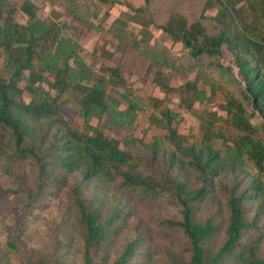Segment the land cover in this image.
<instances>
[{"label": "trees", "instance_id": "16d2710c", "mask_svg": "<svg viewBox=\"0 0 264 264\" xmlns=\"http://www.w3.org/2000/svg\"><path fill=\"white\" fill-rule=\"evenodd\" d=\"M59 1L75 20L96 27L91 20L96 12L78 0ZM151 1L145 0L141 7L129 4L132 13H123L110 29L121 43L152 62L154 80L165 94L180 95L181 106L200 120V136L190 143L179 134L173 126L177 113L156 99L157 112L150 124L166 129L168 136L148 143L140 139L139 144L125 139L126 145L134 147L125 150L120 139L106 135L103 128L133 131L146 103L127 86L122 69L106 67L104 74L94 75L80 53L79 42L64 24L40 18L30 0L20 7L28 21L20 23L15 17L16 4L0 0L4 61L0 159L26 162L34 176L32 185L23 189L25 211L21 230L9 240L12 252H20L21 234L35 212L60 200L69 189L76 199V226L85 244L86 264H93L101 245L118 243L136 202L165 195L182 208V220L166 224L183 230L190 244L187 258H176L173 264H264V0H215L220 6L214 17L215 34L201 21L189 23L183 15L172 14L161 29L187 51L179 57L156 41L152 43ZM213 5L208 1L205 9ZM130 22L141 25L139 34ZM224 47L233 57L229 65L222 61ZM168 70L195 76L175 87ZM25 93L32 96L29 102L23 99ZM64 95L75 103L83 128L61 114ZM220 95L225 115L195 108ZM219 143L225 151L218 148ZM144 149L152 161L151 174L142 169ZM245 157L253 162L257 174L241 189L234 186L224 195L227 220L199 222L197 213L217 203L221 178L239 168ZM154 165H162L161 170ZM6 172L21 179L11 169ZM107 198L112 199L110 204ZM151 260L150 241L139 231L126 241L114 264H151ZM25 263L62 264L50 258H31Z\"/></svg>", "mask_w": 264, "mask_h": 264}, {"label": "rangeland", "instance_id": "374dc122", "mask_svg": "<svg viewBox=\"0 0 264 264\" xmlns=\"http://www.w3.org/2000/svg\"><path fill=\"white\" fill-rule=\"evenodd\" d=\"M24 1L12 0L18 8L15 17L20 23L28 21V16L20 10ZM30 1L38 7L40 18L66 26L67 33L79 42L80 53L94 75L104 74L106 67H120L127 86L145 101L146 105L140 110L136 128L133 131H111L106 127L103 128L106 135L120 139L122 148L125 150L134 148L126 145L125 139L136 140L139 144L140 139L148 143L156 138L165 139L168 136L166 129L150 124L151 116L157 112L154 105L156 99L162 100V107H168L177 113L178 117L173 122V126L179 134L186 136L190 143L200 136V120L181 106L180 95L178 93L165 94L154 80L155 68L152 62L140 55L130 45L121 43L110 29L114 20L122 16L123 13H132L128 7L129 4L141 7L145 4V0H117V2L111 0L107 3L101 0H78L90 12H96V15L91 17L95 28L75 20L63 2L59 0ZM208 1L214 5L205 9ZM219 10L220 6L216 4L215 0H152L149 15L153 19V24L150 26L152 43L156 41L158 46L166 48L173 56L179 57L187 51L181 43H174L170 37L164 34L161 26L166 24L172 14L178 13L183 15L189 23L201 21L210 34H215L218 31V26L214 17ZM107 14L109 16L105 19ZM129 25L135 34H139L141 25L135 22H130ZM232 60V55L224 47L223 63L229 65ZM3 62V57L0 54V71L4 68ZM167 72H170L171 84L175 87L195 76L190 74L187 77L171 70ZM235 73L238 76V68H235ZM27 75L28 73L26 77ZM45 88L55 95V90L50 89L48 85H45ZM31 98L32 96L28 93L23 95V99L27 102ZM67 98L68 96L64 95L61 99L64 100L61 114L74 125L83 128L84 124L75 103ZM223 103L224 99L220 95L214 101L197 103L195 108L200 112H216L219 115H225ZM125 105L124 102L123 107ZM258 121L256 119L254 122ZM94 124H97V120L94 121ZM218 148L224 150V145L219 143ZM141 149L142 146H139L138 151ZM146 152L144 149L146 165L142 169L146 174H151L152 161L149 155L145 154ZM161 167L162 165L153 166L155 170H161ZM7 169L18 174L21 179L7 174ZM32 170L26 162L0 159V264H27L25 260L31 258L61 260L62 264H86L85 244L76 226V216L78 215L76 199L69 189L65 191L60 200L49 203L46 208L38 210L30 218L28 228L21 234L19 240L20 252L10 250V238L18 235L21 230L20 218L25 211L22 194L24 187L30 186L34 182ZM256 174L253 162L246 157L241 161L239 168L225 173L220 180L217 203H213L197 213L199 222H206L210 219L215 222L226 221L228 212L224 195L230 193L234 186L241 189ZM261 176L264 180V175ZM110 201L112 199L107 198V204H110ZM129 220L128 228L118 243L113 246L103 244L99 247L93 256V264H114L126 241L138 235L139 231L144 233L150 241L151 264H173L176 258H187L190 247L188 237L177 226L172 227L166 224L169 220H182V208L173 203L170 195L143 203L136 202V207H133ZM223 237L224 232L222 231L221 238ZM262 254H264V244Z\"/></svg>", "mask_w": 264, "mask_h": 264}]
</instances>
